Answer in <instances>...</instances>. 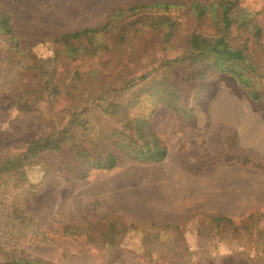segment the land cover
Returning <instances> with one entry per match:
<instances>
[{
	"label": "rangeland",
	"instance_id": "1",
	"mask_svg": "<svg viewBox=\"0 0 264 264\" xmlns=\"http://www.w3.org/2000/svg\"><path fill=\"white\" fill-rule=\"evenodd\" d=\"M234 1V16L261 30L228 31L233 44L252 39L244 83L189 44L222 35L224 0H0V157L61 132L75 112L94 116L87 150L102 139L117 157L75 178L71 159L44 151L24 178L1 174L2 263L264 264V0ZM45 82L58 92L25 106ZM130 102L164 159L118 146Z\"/></svg>",
	"mask_w": 264,
	"mask_h": 264
},
{
	"label": "trees",
	"instance_id": "2",
	"mask_svg": "<svg viewBox=\"0 0 264 264\" xmlns=\"http://www.w3.org/2000/svg\"><path fill=\"white\" fill-rule=\"evenodd\" d=\"M237 1L224 0L222 16L220 20V27L222 35L216 38H206L197 34H193L189 37L190 46L195 49V52L199 53L198 58H202V61L209 59L211 62L209 65L215 64L221 68H225L226 72L235 76L241 83H244L245 70L248 67V62L251 59L250 45L252 41L250 37H247L240 44H233L228 40L229 29L237 24L239 27L247 28V32L254 30L256 35L261 33L259 26L254 25L252 20H249L248 14L242 11L239 15L234 16L233 10L237 7ZM245 13V16L243 14ZM2 30L6 36L11 35L9 23L7 21L1 23ZM85 33H96L93 30H87ZM80 34H76L73 37H78ZM252 33V32H251ZM18 43L12 36L8 40V54L15 51L18 53ZM11 58V55H9ZM212 63V64H211ZM206 66V65H205ZM253 69V68H252ZM145 77H142L144 79ZM48 90L49 93L56 94L58 92L57 87L50 82H45L42 86V90H34L31 92L35 97L32 102H25V106H33L39 103L38 98L45 94ZM28 91L27 93H29ZM107 91L101 93L92 94L89 96L87 103L90 100H100L108 94ZM31 93H29L31 95ZM175 95V93H172ZM171 96V94H170ZM91 97V98H90ZM130 102L128 107L123 108L120 116V124L122 127L121 135L127 139L118 143L122 149H125L126 153L132 154L137 158L144 159L146 161H160L167 155V148L164 143L161 142L154 131L150 128V124L145 119L140 117H128L131 106ZM116 107L114 103L110 104L106 109V113L111 108ZM122 108V106L119 107ZM124 117V120L122 118ZM93 117H83L82 114L74 113L72 119L62 128L59 133H50L43 135L40 138L33 139L25 153L20 155H8L0 157V175L7 173H18L22 178L25 175V168L32 165L33 160L37 155L44 151L57 152L60 156H66L72 160V163L68 167V171L71 172L75 178H85L89 171L86 167H89L92 163H95L98 167L113 168L116 165L117 157L113 152L101 150V141L99 140L93 151L89 152L84 145L86 142H90L91 133L87 130L94 129L92 125ZM100 124V122H98ZM70 130L74 133L70 134ZM81 135V137L78 136ZM104 135V130L99 133V136ZM94 142L91 141V144ZM130 151V152H127ZM114 239V238H113ZM5 262L0 264H34L29 260L18 259L17 256L11 257V255H5Z\"/></svg>",
	"mask_w": 264,
	"mask_h": 264
}]
</instances>
